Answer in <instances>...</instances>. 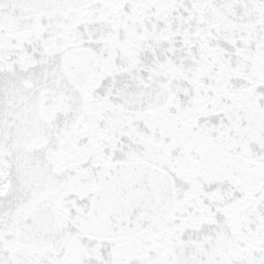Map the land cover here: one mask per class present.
Returning <instances> with one entry per match:
<instances>
[{"label":"snow or ice","instance_id":"6c2138e0","mask_svg":"<svg viewBox=\"0 0 264 264\" xmlns=\"http://www.w3.org/2000/svg\"><path fill=\"white\" fill-rule=\"evenodd\" d=\"M0 264H264V0H0Z\"/></svg>","mask_w":264,"mask_h":264}]
</instances>
